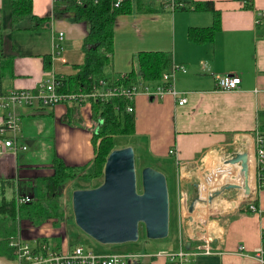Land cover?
<instances>
[{"label":"crops","instance_id":"0c3cea01","mask_svg":"<svg viewBox=\"0 0 264 264\" xmlns=\"http://www.w3.org/2000/svg\"><path fill=\"white\" fill-rule=\"evenodd\" d=\"M53 1L33 0L34 14L40 17L50 15L51 18L32 28L33 21L29 16L13 22L11 0H0V88L5 92L14 88L34 89L50 67L61 76L74 74L78 70L75 65L84 62L83 45L88 25L85 21H76L71 11L54 13ZM183 1L185 7L172 10L161 0H132L135 9L115 19L114 52L105 74L129 73L137 68L136 55L143 51L171 52L173 65L186 66V71H176L175 87L187 96L188 101L181 105L171 93L150 98L143 91L139 92L134 99L135 132L129 135L139 151L140 160L147 163L142 169L157 165L155 167L163 171L167 179L169 173L177 200L179 184L187 185L190 205L199 188V183L192 181L198 174L194 167L204 155L206 158L217 151L230 157L234 153L248 152L250 176L251 165L254 166V191L259 210H245L246 200L235 202L237 199H234V203L229 201L228 210H217L219 214L212 220L197 221L192 215L194 211H189L188 223L197 221V227L204 223L202 225L208 231L202 237L211 247V253L202 252L195 264H261L253 253L263 243L264 233V188H259L256 172L257 133L261 132L260 120L264 123V36L258 28L264 0H253L252 8L244 7V0ZM205 2H211L215 10L220 11V29L212 40L198 43L189 38V29L209 27L215 21L214 12L203 8ZM60 30L65 33L63 49L60 56L55 57L52 55V38ZM10 39L13 50L5 46ZM45 54L52 58L49 67L45 66ZM225 73L240 76L241 84L237 89L217 88L216 77ZM142 82L145 83H137ZM16 112L22 126L19 142L28 145V149L18 151L17 155L0 156V181H13L11 187L2 188L0 184V197L3 194L15 199L23 194L35 196L38 179L53 175L56 159L76 167L89 164L87 171H92L95 123L91 105L75 108L73 103L62 102L52 108L20 106ZM126 146L132 145L120 147ZM172 148L177 154H170ZM170 160L177 169L175 175L167 170L170 169ZM79 179L81 177L67 184L62 200L78 189L76 182ZM100 179L99 184L79 188L100 185L104 173L92 182ZM176 214L178 218V206ZM69 216L72 217L65 208L63 217L49 219L39 227L24 220L20 234L31 243L38 238L46 237L50 241L53 236H62L61 243H55L53 247L67 246L69 241L63 225L64 221L70 220ZM175 228L180 240L179 218ZM184 237L192 248L203 242L191 236L190 231ZM240 245L245 246L243 252L239 250ZM155 253L147 254L148 261L146 255L136 253L140 257L137 262L171 264L167 257ZM141 257L145 258L143 262ZM15 263V254L0 256V264Z\"/></svg>","mask_w":264,"mask_h":264},{"label":"trees","instance_id":"16d2710c","mask_svg":"<svg viewBox=\"0 0 264 264\" xmlns=\"http://www.w3.org/2000/svg\"><path fill=\"white\" fill-rule=\"evenodd\" d=\"M115 0H86L79 4L76 0H54L53 12L71 11L76 21H85L88 32L84 39V62L75 65L77 72L61 76L60 90L67 92L89 91L101 87V80L107 84L130 85L138 81L149 84L162 82L164 71L173 66V56L167 51H143L136 55L137 68H133L124 77L120 73L105 74L106 66L111 62L114 52V24L118 15L132 12L135 8L132 0H123L114 6ZM33 0H11L12 21L29 16L33 21L32 28L41 26L50 20V15L40 17L32 9ZM204 9L214 12L215 21L209 27H191L188 36L191 40L203 43L212 40L216 31L220 29L221 13L215 10L211 2H205ZM244 7L252 8L253 0H244ZM195 8H198L197 6ZM260 34L264 36V17L258 23ZM45 66L51 65V55H44ZM1 77V67H0ZM129 100L125 97H112L111 99L92 100V121L95 130L92 136L94 145V158L91 162L92 171L88 172V165L76 167L67 165L61 159L54 162V173L51 176L38 179L36 188L38 192L28 203L18 204L15 197L2 195L0 198V256L14 255L15 249L10 245L12 237L20 232L23 221L33 227H39L49 219L63 217L62 195L67 184L77 178L93 180L103 176L106 160L110 152L116 147L117 135L133 134L135 132V113L128 112L126 106ZM78 108L77 103H73ZM264 113H262L263 115ZM259 130L264 134V123L260 120ZM257 184L264 188V165H257ZM1 187L13 186V181L3 179ZM257 199H255L256 202ZM245 210H248L246 208ZM251 211V210H250ZM50 244L48 238H38ZM154 257V256H153ZM152 257V258H153ZM140 260L136 257L133 261ZM130 264V263H129Z\"/></svg>","mask_w":264,"mask_h":264},{"label":"built area","instance_id":"2783aa9c","mask_svg":"<svg viewBox=\"0 0 264 264\" xmlns=\"http://www.w3.org/2000/svg\"><path fill=\"white\" fill-rule=\"evenodd\" d=\"M79 4L86 0H76ZM97 1V0H95ZM123 0H115L114 6H118ZM165 7L172 10L185 7L183 0H161ZM264 17V10L259 12V19ZM64 31L60 30L52 38L53 56H57L63 49ZM60 56V55H59ZM54 57V58H55ZM184 65H173L172 69L164 71L162 74V82L159 84L149 83H132L124 84H107L101 80V87L92 88L89 91L67 92L60 90L62 81L61 76L56 73L53 68H47L45 78L34 89L14 88L5 92L0 88V156L5 154L17 155L18 151H26L28 145L20 143L19 139L22 133L20 117L16 112V108L20 106H39L52 108L58 103H77L78 105L89 104L92 100L111 99L112 97H125L129 100L126 109L128 112H134V99L141 91L146 93L150 98L163 97L167 93H171L179 104H185L188 101L187 96L181 94L175 87V73L178 70L186 71ZM126 73H120L124 77ZM217 88L220 90H234L241 84L240 76L232 73H225L216 77ZM185 93V92H184ZM257 164L264 165V134L257 133ZM170 154H177L175 148L170 149ZM246 197V208L251 211H258V205L255 202L257 195L254 189ZM187 193L181 192L178 197V205L180 210L187 211ZM33 196L29 194L19 195L16 198L17 203L23 204L33 200ZM245 208V209H246ZM263 243L254 250V257L261 264H264V233L262 236ZM190 242L185 237L180 236L179 249L175 252L157 251V255H164L171 264H195L196 258L204 253H211V247L207 243L198 244L196 247L188 248ZM10 245L15 249V264H129L139 256L136 253L124 252H100L87 248L84 244L78 242L62 247H51L44 240H36L31 243L26 240L20 232L11 238ZM191 245V244H190ZM239 250H245L244 245H240Z\"/></svg>","mask_w":264,"mask_h":264},{"label":"water","instance_id":"95a60500","mask_svg":"<svg viewBox=\"0 0 264 264\" xmlns=\"http://www.w3.org/2000/svg\"><path fill=\"white\" fill-rule=\"evenodd\" d=\"M227 163L241 164L245 176L244 195H249L252 189L248 152L234 153L225 160ZM140 179L141 191L134 148H114L106 160L103 182L96 187L73 191L72 211L76 224L103 244L137 241L141 226H144L149 239L168 237L170 196L167 176L148 165L142 169ZM241 187L235 182L223 184L209 194L208 201L212 203L225 190H240ZM201 199L198 195L189 206L191 213L195 202ZM190 244L188 242V248Z\"/></svg>","mask_w":264,"mask_h":264},{"label":"rangeland","instance_id":"374dc122","mask_svg":"<svg viewBox=\"0 0 264 264\" xmlns=\"http://www.w3.org/2000/svg\"><path fill=\"white\" fill-rule=\"evenodd\" d=\"M6 49L9 48V50H13V46H12V40H7L6 42ZM115 141V145L116 148L120 147V146H125V145H132V147L135 150V156H136V165H137V171H138V175H139V190L141 191V171H142V165H147L146 162H142L140 160V154L139 151L137 150V148L135 147L133 138L129 135H117L114 139ZM228 157H226L223 153L221 152H217L215 151L214 153L209 154V156L205 155L203 157V159L201 161H199L198 165H195V170L198 171V174L195 176V178L192 179V181H194L195 183H199V188L196 190L195 195L194 196H198L201 195V189H200V185L201 184H206L207 185V190L205 193H203V196L201 195V197H203L201 200H198V203H195V210L194 213H192V215L194 216V218L198 221L200 219H202L201 217L203 216V214H205V219H202L203 221L209 218V219H213V218H217L219 212L217 210L219 209H212L211 208V203L208 201V197L209 194L214 191L215 189L221 187V185L225 184L224 182L219 184V185H214L213 183H209L210 180H214L217 179L218 177V172L221 169L220 167L223 166L225 164V160ZM141 163H140V162ZM170 169H167L171 174L175 175V172L177 171L175 165L174 167L173 165V160H170ZM152 166V165H151ZM157 166V165H155ZM154 165L152 167H155ZM157 168V167H155ZM199 175V176H198ZM100 180L94 181L92 182V180H88V178H81L79 179L76 184H78V188L79 187H86V186H93L96 184H99ZM71 183V182H70ZM85 183V184H84ZM168 183H169V196H170V229H169V235L166 238L163 239H149L146 237L145 234V229L144 226H142V230L140 231V238L138 241H132V242H126V243H120V244H103L100 243L99 241H97L96 239H94L93 237H91L90 235H88L87 233H85L75 222L74 217H73V211H72V195L68 196V197H63V214L65 215V208L68 210V214L72 215V217H68V222L64 221L65 225H63L64 227V233H65V237L66 239L69 241V244H75V243H82L84 244L87 248L93 249L95 251H100V252H106V251H112V252H124V253H139L140 255H146L145 257L148 261L149 260V255H147L148 253H155L157 254V251H169V252H175L179 249V235L176 234L177 230L175 228V224L178 221L179 218V223H180V235L181 236H185V234L190 231L191 235L193 237H195V239H199V242L203 240L202 244L205 243L204 242V238L202 236H204V232L208 231L207 227H204L201 223L199 224L201 227H197L196 222L193 223H188V212L182 211L180 210L179 205H177V195L176 192L174 191V187L172 185L171 182V175L168 173ZM70 188V185H69ZM188 188L187 185H182L179 184L178 187V191H179V195L181 194V192L187 193L188 194ZM189 188H191V185H189ZM254 188V186H253ZM186 194V195H187ZM241 194V190L239 189H229V190H225L224 193H222V195L220 197H216L214 199V201H221V200H227V201H232L234 199H237L238 195ZM70 195V193H69ZM179 197V196H178ZM1 198V197H0ZM195 197H192V199H194ZM229 198V199H228ZM196 199V198H195ZM244 199H246V197L243 196V198H241V201H243ZM240 201V202H241ZM188 202V208L190 205L191 201H187ZM239 202V203H240ZM177 206H178V218H177V214H176V210H177ZM229 208V207H228ZM221 210V211H226L228 210ZM176 209V210H175ZM203 213V214H202ZM177 220V221H176ZM190 225V227L188 226ZM189 227V228H188ZM185 230V232H184ZM176 234V235H175ZM62 241V236H53L50 240V246H56V244L59 245V243H61ZM31 242V241H30ZM34 243V242H32ZM147 252V253H145ZM138 257V256H137ZM142 258V257H141ZM143 259H145L144 257L141 259V261L143 262ZM12 261V260H11Z\"/></svg>","mask_w":264,"mask_h":264},{"label":"bare ground","instance_id":"6f19581e","mask_svg":"<svg viewBox=\"0 0 264 264\" xmlns=\"http://www.w3.org/2000/svg\"><path fill=\"white\" fill-rule=\"evenodd\" d=\"M221 169L218 172V177L217 179L214 180H210L209 183H213L214 185H219L221 183H229V182H235L240 184L241 187V194L239 195V197H237V200H235V202L241 200V198H243L244 196V182H245V176L241 170V164H224L223 166L220 167ZM251 176H250V186L251 188L256 185L255 184V174H254V166L251 165ZM201 186V195L203 196V193L206 192L207 190V185L206 184H202ZM203 198V197H201ZM229 199V198H228ZM231 206V203L229 201L226 200H221V201H213V203L211 204V208L212 209H219V210H225L228 207ZM203 214V213H202ZM202 219H205V214H203V216L201 217ZM212 231V230H211ZM192 236V235H191Z\"/></svg>","mask_w":264,"mask_h":264},{"label":"flooded vegetation","instance_id":"af4514ba","mask_svg":"<svg viewBox=\"0 0 264 264\" xmlns=\"http://www.w3.org/2000/svg\"><path fill=\"white\" fill-rule=\"evenodd\" d=\"M130 264H136V261L131 262Z\"/></svg>","mask_w":264,"mask_h":264}]
</instances>
